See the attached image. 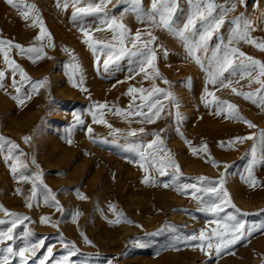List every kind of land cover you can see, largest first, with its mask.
Instances as JSON below:
<instances>
[{
  "label": "rangeland",
  "instance_id": "obj_1",
  "mask_svg": "<svg viewBox=\"0 0 264 264\" xmlns=\"http://www.w3.org/2000/svg\"><path fill=\"white\" fill-rule=\"evenodd\" d=\"M64 2L25 0L27 4L36 5L29 13L30 18L25 20L21 15L23 8H14L7 0H0V41H10L25 49L21 53L8 43L0 44V49L4 50L0 52V71L5 73L0 81L3 84L0 87V136L18 146L12 156L20 165L14 175L10 164L15 161L5 159L11 146L0 141L3 144L0 206L7 213L29 218L14 230L13 241L0 244V261L7 255L8 245L16 251L24 246L23 235L28 230L32 233L31 242L44 241L28 264H39L49 247L53 248L55 260H59L68 256L73 246L74 254L68 256L67 264H264V137L261 136L264 133V88L250 77L241 79L239 72L231 76L225 74V82L232 81L228 88L208 83V61L201 67L188 57L178 38L147 22L152 0H111L104 8L107 17L104 13L92 14L85 17L82 24L73 22L74 8L69 2L65 10ZM99 2L81 0L78 6ZM213 2L219 13L236 0ZM187 12V0H179L178 24L182 25ZM242 13L253 21L250 36L264 42V0H247L246 5L238 4L234 11L227 12L224 25L210 41V48H215L221 40L227 43L234 27L232 21ZM36 17L43 21L51 42L47 37L36 39L40 34ZM113 17L126 26L130 35L124 43L125 55L105 72L103 61L109 52L105 46L112 45L113 51L121 47L119 30L101 23ZM81 26L89 31L93 41H99L95 51L84 43L86 37L80 31ZM138 31L141 33L138 48L151 39L149 32L156 38L149 47L157 56L159 73L168 83L159 77L151 79L145 78L144 73L137 74L138 58L131 53L136 51L132 48V37ZM235 46L264 63V51L257 46L244 41ZM28 48L42 51L38 56L28 53ZM5 53L19 65L27 80H22L19 71L13 74L5 63ZM208 56L211 57V52ZM240 59L236 57L235 62L239 63ZM130 69L134 70L132 79H129ZM148 75L152 76L150 69ZM29 81L46 83L33 91ZM153 86L171 91L175 102L158 94L164 111L160 118L148 123L135 115L134 110L142 103L140 96H147ZM130 87L146 91L136 93L133 99L128 94ZM232 88L252 95L245 98L233 93ZM205 89L219 100L236 105L238 115L255 127L249 128L243 121L229 116L226 107L220 115L216 114L214 105L206 107ZM99 104L106 107L98 109ZM117 109L121 112L117 113ZM144 111L147 112V108ZM93 113L106 123H94ZM74 114H79L83 123L77 124ZM89 127L93 129L90 134ZM140 128L145 132H139ZM133 131L136 135H129ZM154 132L163 139L164 144L158 147L164 151L147 148L154 139L151 135ZM247 136L253 138L228 145L236 137ZM24 137H30V142H25ZM133 145H143V160L129 150ZM168 153L180 169L175 181L171 179L174 169L169 168L168 175L161 177L153 164L154 156L166 157ZM210 160L218 164L214 166ZM250 165H253L255 185L248 182ZM144 168L148 169L147 173ZM21 175L29 179L21 180ZM145 175L154 183H143ZM200 177L210 181L224 179V188L235 208L225 206L220 218L235 213L238 208L240 212L236 215L245 221L246 227L253 228L251 236L219 257L214 249L205 246L201 251L195 247L199 241L191 240L193 235L199 236L201 230L209 236L217 228L214 222L217 217L201 211L191 191L182 190L189 184L205 186L206 182L202 183ZM33 182L37 195L29 199ZM164 183L170 186L165 188ZM47 190L55 196L60 210L51 201L44 203L43 193ZM29 203L32 207L27 206ZM3 210H0V231L10 227L15 219ZM42 217L49 220L41 223ZM209 251L211 255L207 254ZM55 260H50L49 264H55ZM11 264H21L20 257L11 258Z\"/></svg>",
  "mask_w": 264,
  "mask_h": 264
},
{
  "label": "snow or ice",
  "instance_id": "obj_2",
  "mask_svg": "<svg viewBox=\"0 0 264 264\" xmlns=\"http://www.w3.org/2000/svg\"><path fill=\"white\" fill-rule=\"evenodd\" d=\"M8 4L14 8H23L24 10L21 11V15L23 19L28 20L29 13L32 10L36 9L35 4H27L25 0H7ZM69 2L72 4L74 11L72 13V20L73 22H79L82 24L85 17L92 15V14H99L104 13V8L106 7L107 3H110L111 0H100L97 4H88L87 7H80L78 6L81 3V0H65L63 7L66 10L69 6ZM188 3V12L185 17V21L181 24L176 22V13L179 10V0H152V11L147 17V22L154 27L163 28L170 33H172L176 38H178L188 55L189 58L194 59L197 64H200L201 67H205L204 61L207 60V75H208V83L212 85L220 84L222 87L228 88L231 86L232 81L229 79L225 82V74H229V76L236 74L237 72L240 73L241 79L245 77L252 78V82L259 84L261 88H264V63L255 60L252 57L247 56L245 53L239 50L237 45L240 41H244L254 46H257L261 51H264V42H257L250 36V30L253 26V21L250 18H247L245 14H241L239 17L234 18L232 21L234 27L232 33L230 34L227 43L225 44L223 40L220 43L215 45V48H210V41L213 39L214 34H217L220 28L225 23V15L228 11H234L237 5H246L247 0H236L235 3L231 4L230 8H221L219 13H217V5L213 2V0H187ZM105 17H107V13H104ZM144 22V21H142ZM35 23L40 25V34L36 37L37 40H42L43 38L47 37L48 41L51 42L50 33H47L44 29L43 21L40 20L38 17L35 18ZM102 24H107L110 29H117L119 43L121 47L117 51H113L112 45H106L109 49L107 58L103 61V69L105 72L110 70V65H114L117 61L121 59L122 56L125 55L127 49L124 47L125 40L129 37L130 33L126 26L122 23H118L117 20L113 17L111 20L103 19L101 21ZM99 31L100 29H96ZM80 31L86 37L84 43L88 45L90 48L95 51V44L99 43V41H93L89 31L86 30L83 26L80 27ZM150 40L143 42L140 47H137L138 42L141 41V33L138 31L134 37H132V48L136 49L133 51L131 55L138 58V72L144 73L145 78L154 79L159 77L164 80V83H168L166 79L162 77L156 67L157 56L154 50L149 47L156 38L152 36L151 32L148 33ZM115 38V37H114ZM8 43L12 47L18 48L21 53L25 52V49L16 44L12 45L10 41L4 42L0 41V44ZM4 51L0 49V52ZM41 48H28V53H36L38 56L41 53ZM209 52H211V57L208 56ZM167 55V51L165 50V56ZM115 57V59L113 58ZM203 57V59H202ZM240 57L239 63L235 62V58ZM5 63L12 68L13 74L19 71L22 80H27L28 77L25 75L22 69H20L19 65L15 64L14 61L9 60L7 54L5 53ZM99 61V57H97V62ZM151 70L152 76L148 75V70ZM258 69V73H257ZM132 69H130L129 79H132L133 76L131 75ZM254 73H257L255 76ZM5 73L0 71V81L4 79ZM33 91L37 90L40 86H42L46 81H39V82H31ZM82 83V81L80 82ZM0 87H3V84L0 83ZM13 87H15V81H13ZM20 89L17 88V92ZM84 91H87L84 89ZM145 89H137L135 87H130L128 89V94L133 96L135 99V94L140 92H145ZM231 91L237 95L244 96L245 98H249L252 94L251 93H244L242 91H238L236 88H232ZM158 94H162L164 99L171 100L175 102V97L171 93V91H165L159 87L153 86L151 91L147 96L141 95L140 99L142 103L136 107L134 110V114L143 118V120L147 121L148 123H153L155 119L160 118L161 113L164 111L163 105L158 98ZM207 97H211V100L207 99ZM19 100V97H15ZM21 103L23 101H20ZM147 102V103H145ZM205 106L214 105L216 108V114L220 115L222 112L225 111V107L227 108L229 116L234 119L241 120L249 128L255 127V125L248 121L246 118L239 116L237 111V106L226 101L219 100L213 92L208 91L205 89V98H204ZM98 109H103L106 107L105 104H99L96 106ZM144 108H147V112L144 111ZM121 110L117 109V113H120ZM131 114V113H129ZM74 120L77 124L83 123L80 118L79 114H74ZM93 122L94 123H106V121L102 119H97L95 113H93ZM111 127V125H108ZM88 133H92L93 129L89 127L87 129ZM117 132L119 130H116ZM163 131V130H161ZM179 131V130H178ZM139 132L144 133L145 129L140 128ZM129 135L135 136L136 132L133 131L129 133ZM154 137L148 144V149H153L154 151H164V149L159 148V145H163L164 141L160 137L158 133H151ZM261 136L264 137V133H261ZM252 136L247 137H236L234 140L229 141L228 145L232 146L238 142H243L247 139H252ZM30 137H24L25 142H30ZM0 141H5V138L0 136ZM11 147L8 149L9 155L5 158L6 161H15L10 164V171L15 175L19 171V162L16 158L12 156V151L17 149L18 146L8 140L5 141ZM70 142V141H69ZM223 142L221 143V147H223ZM143 145H133L129 149L130 151L136 152L141 160L144 159V151H142ZM3 149V144L0 143V150ZM195 151V149H193ZM206 151V149H205ZM214 166L218 164L215 160H210ZM33 163L35 160L33 159ZM255 163V159L253 160V165ZM153 164L156 167L159 175L164 177L168 175V169H174V173L171 177L173 181H175L180 175L179 166L175 163L170 153L166 157L154 156L153 157ZM253 165L249 166L248 169V182L251 185H255L256 180L252 173ZM143 168L144 165L141 164ZM145 173L148 172L147 168H144ZM21 180L27 181L29 179L28 176L21 175ZM199 180L203 183L206 182L205 186L197 187L196 184H189L183 186V191H191V194L194 199H197L201 205V211L205 213H209L217 219L214 221L217 224V228L212 230L211 235L206 236L203 230L200 231L199 236L193 235L191 240L199 241L195 247L200 248L201 251H204L205 246L207 249L215 250V255L219 257L222 253L230 251L233 246L240 243L244 240L247 236H251L253 232V228L246 227L245 221L241 219L236 213L240 212L237 208L235 213H227L224 218H220V213L225 211V206H231L235 208V205L231 203L229 198V193L224 188V179L221 178L218 181H210L207 177H200ZM145 184L154 183V181H150L149 177L145 175L144 180L142 181ZM170 185L168 183H164L163 187L168 188ZM45 185V189H46ZM17 191H20L19 189ZM32 196L29 199L35 197L37 195V186L35 182H33V187L31 189ZM201 193L202 195H197ZM81 199L85 197L81 196ZM44 203L48 204L51 201L56 207L57 210H60L59 203L56 201L55 196L51 195L50 190H47L43 193ZM28 207H32L29 203ZM0 210L2 206H0ZM6 215L15 216L10 222V227H8L4 231H0V244H4L5 241H13L14 237V230L17 226L22 223L24 220H28V217H20L19 215L13 213H7ZM223 219V222H221ZM49 220L48 217H42L41 223H46ZM73 222H75V216L73 217ZM32 233L28 230H25L23 239L25 241L24 246L20 247L18 251L14 249L13 246L8 245L5 248V255L0 261V264H11V258L16 256L20 257L21 264H28L29 259L35 257L37 251L43 246L44 241L41 240L39 242H31L30 237ZM64 247L66 249L69 248L68 244H65ZM74 254V246L69 249L68 256ZM211 255L209 251L207 253ZM68 256H63L59 260H55L53 248L49 247L47 249V254L43 256L39 260V264H49L50 260H55V264H67Z\"/></svg>",
  "mask_w": 264,
  "mask_h": 264
}]
</instances>
